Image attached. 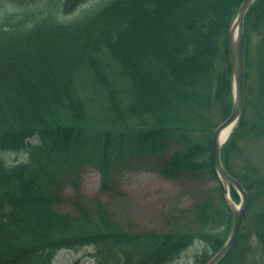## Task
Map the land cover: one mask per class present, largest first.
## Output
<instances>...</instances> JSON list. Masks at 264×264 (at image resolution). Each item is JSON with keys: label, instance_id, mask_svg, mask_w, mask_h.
Segmentation results:
<instances>
[{"label": "trees", "instance_id": "obj_1", "mask_svg": "<svg viewBox=\"0 0 264 264\" xmlns=\"http://www.w3.org/2000/svg\"><path fill=\"white\" fill-rule=\"evenodd\" d=\"M244 1L0 0V264H53L88 247L95 264H178L197 243L193 264H207L222 249L234 216L212 139L233 111L228 38ZM244 58L245 112L221 157L248 211L218 264H264V147L261 160L248 151L264 146V0L246 14ZM36 133L38 145L24 143ZM168 140L182 147L164 157ZM150 151L169 179L218 182L220 201L196 202L188 226L177 210L165 231L143 232L117 224L100 199H62L87 165L112 192V166ZM14 152L24 158L9 161ZM65 203L74 211H59Z\"/></svg>", "mask_w": 264, "mask_h": 264}, {"label": "rangeland", "instance_id": "obj_2", "mask_svg": "<svg viewBox=\"0 0 264 264\" xmlns=\"http://www.w3.org/2000/svg\"><path fill=\"white\" fill-rule=\"evenodd\" d=\"M258 39L255 34L252 38L253 48ZM181 147L182 142L168 140L161 156L168 157ZM249 147L250 154L261 160L263 144ZM7 155L11 162L24 158L21 152ZM119 162L123 164L112 166V174L115 175L112 184L110 183L115 189L112 192L104 188L101 171L89 164L81 173L79 186L69 180L64 182L62 199L68 202L71 198H77L90 206H93L96 199H100L108 206L117 224L132 226L135 230L143 232L165 231L168 226L167 219L180 215H176L177 210L182 213L181 223H178L180 227L188 226L195 218L191 210L196 202L203 200L208 194H213L215 201H220L219 184L209 178L197 179L189 176L169 179L161 175L158 172L161 160L153 151L144 157L137 154L128 155ZM116 191L119 193H113ZM238 196L241 197L239 194ZM58 210L74 211L67 203L58 206ZM202 248V244H195L182 256L178 264H193L194 254ZM92 251L90 247L78 252L65 249L58 252L53 264H95L94 259L88 256ZM252 264H262L259 255L255 256Z\"/></svg>", "mask_w": 264, "mask_h": 264}, {"label": "water", "instance_id": "obj_3", "mask_svg": "<svg viewBox=\"0 0 264 264\" xmlns=\"http://www.w3.org/2000/svg\"><path fill=\"white\" fill-rule=\"evenodd\" d=\"M255 1L245 0L243 2L229 31L228 40L233 76V111L231 116L219 125L214 132L212 157L217 175L225 190V200L233 213L234 223L229 239L208 264H218L230 251L239 238L248 211V194L239 181L226 171L221 157V149L238 127L245 112L244 22L249 8ZM231 186L241 195L239 204L235 203L231 197Z\"/></svg>", "mask_w": 264, "mask_h": 264}, {"label": "bare ground", "instance_id": "obj_4", "mask_svg": "<svg viewBox=\"0 0 264 264\" xmlns=\"http://www.w3.org/2000/svg\"><path fill=\"white\" fill-rule=\"evenodd\" d=\"M231 131V129L229 130V132Z\"/></svg>", "mask_w": 264, "mask_h": 264}]
</instances>
